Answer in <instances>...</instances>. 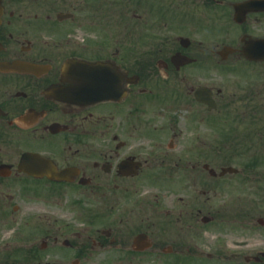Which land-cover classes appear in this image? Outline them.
Masks as SVG:
<instances>
[{
  "label": "flooded vegetation",
  "instance_id": "1",
  "mask_svg": "<svg viewBox=\"0 0 264 264\" xmlns=\"http://www.w3.org/2000/svg\"><path fill=\"white\" fill-rule=\"evenodd\" d=\"M0 264H264V0H0Z\"/></svg>",
  "mask_w": 264,
  "mask_h": 264
}]
</instances>
